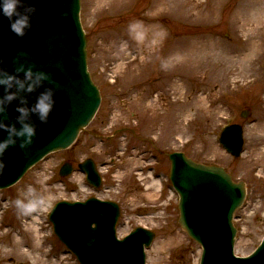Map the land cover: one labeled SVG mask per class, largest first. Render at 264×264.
<instances>
[{
    "label": "rangeland",
    "instance_id": "obj_1",
    "mask_svg": "<svg viewBox=\"0 0 264 264\" xmlns=\"http://www.w3.org/2000/svg\"><path fill=\"white\" fill-rule=\"evenodd\" d=\"M161 1L81 0L100 109L71 148L48 155L17 184L0 190L5 227L21 231L28 221L31 207L21 211L18 200L35 206L30 219L41 230L45 256L35 255L47 264H79L58 240L48 220L51 208L60 200L91 197L119 204L118 237L138 227L154 232L147 264H200L201 247L178 224L170 161L157 149L182 151L245 180L248 195L233 220L236 254L250 255L264 237V0ZM245 110L247 119L241 118ZM231 123L244 126L240 158L219 143ZM89 158L104 179L99 189L78 169ZM66 162L75 171L62 178ZM21 187L42 193V200L24 201Z\"/></svg>",
    "mask_w": 264,
    "mask_h": 264
},
{
    "label": "water",
    "instance_id": "obj_2",
    "mask_svg": "<svg viewBox=\"0 0 264 264\" xmlns=\"http://www.w3.org/2000/svg\"><path fill=\"white\" fill-rule=\"evenodd\" d=\"M29 2L37 6L38 13L33 29L23 38L12 32L9 21L0 15V57L14 70L13 57L19 51H27L40 68L55 73L61 87L50 122L41 125L30 154L26 157L19 146L8 149L0 188L16 183L47 154L69 148L93 120L101 103L100 92L86 64L87 38L80 21V0ZM0 94H3L2 88ZM37 94H32L33 102ZM16 103L10 106L9 122L18 115ZM5 137L6 133L0 130V140ZM242 137L240 125L227 126L220 142L229 153L240 156ZM168 156L171 183L181 197L179 224L190 238L202 245V264H264V241L250 257L235 256L237 229L232 220L236 209L245 201V182L235 183L224 168L198 164L182 152ZM79 167L91 185L101 186L102 179L93 160ZM72 170L70 164H65L61 175L68 176ZM50 217L56 233L81 264H146L145 248L155 238L153 232L138 228L119 241L116 225L120 207L96 198L86 202H60Z\"/></svg>",
    "mask_w": 264,
    "mask_h": 264
},
{
    "label": "clouds",
    "instance_id": "obj_3",
    "mask_svg": "<svg viewBox=\"0 0 264 264\" xmlns=\"http://www.w3.org/2000/svg\"><path fill=\"white\" fill-rule=\"evenodd\" d=\"M37 13V6L29 0H0V15L9 21L11 31L18 37L27 36L33 29ZM12 62L16 65L14 70L0 57V88L3 89L0 94V130L6 133V137L0 140V174L7 166L5 155L10 147L19 146L26 157L30 154L41 125L50 122L61 87L55 73L40 68L27 51L17 52ZM35 93L38 94L33 102L31 96ZM17 101L15 111L18 115L9 122L10 106ZM17 204L21 211L30 207L21 200Z\"/></svg>",
    "mask_w": 264,
    "mask_h": 264
},
{
    "label": "bare ground",
    "instance_id": "obj_4",
    "mask_svg": "<svg viewBox=\"0 0 264 264\" xmlns=\"http://www.w3.org/2000/svg\"><path fill=\"white\" fill-rule=\"evenodd\" d=\"M165 0L160 2V5H164ZM158 5V4H157ZM264 13V12H263ZM193 55L188 59L193 60ZM21 191V197L25 201L29 203L32 201L35 204L40 202L43 198L42 193L38 195H32L29 192V187H21L19 189ZM43 193H50L49 189H45ZM3 201V198L0 200ZM5 201V200H4ZM41 205V204H40ZM1 206V205H0ZM31 209L27 211L28 221L25 222V226L21 229L16 228H5V231H2L4 225L0 219V264H47V261H44L42 251V244H40V239L42 240V236L40 237L41 230L37 227L33 226L36 221L30 219V214L33 211L35 206L30 204ZM38 224V223H36ZM8 246V247H5ZM26 247L27 249H23ZM36 253H41L39 256L35 255ZM45 256V255H44Z\"/></svg>",
    "mask_w": 264,
    "mask_h": 264
}]
</instances>
